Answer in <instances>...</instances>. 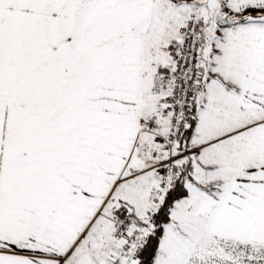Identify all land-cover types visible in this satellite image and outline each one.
<instances>
[{"label":"snow or ice","instance_id":"obj_1","mask_svg":"<svg viewBox=\"0 0 264 264\" xmlns=\"http://www.w3.org/2000/svg\"><path fill=\"white\" fill-rule=\"evenodd\" d=\"M0 264H264V0H0Z\"/></svg>","mask_w":264,"mask_h":264}]
</instances>
